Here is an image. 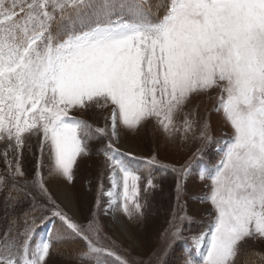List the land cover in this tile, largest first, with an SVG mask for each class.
I'll return each instance as SVG.
<instances>
[{"label":"snow or ice","instance_id":"obj_1","mask_svg":"<svg viewBox=\"0 0 264 264\" xmlns=\"http://www.w3.org/2000/svg\"><path fill=\"white\" fill-rule=\"evenodd\" d=\"M201 96L214 101L203 114L189 107ZM150 124L182 160L164 164L159 144L147 157L122 149V132ZM94 154L81 223L66 209ZM0 164V264H50L69 238L77 264H168L177 248L183 264H264V0H0ZM157 169L176 203L136 258ZM199 205L206 230L186 237Z\"/></svg>","mask_w":264,"mask_h":264},{"label":"rangeland","instance_id":"obj_2","mask_svg":"<svg viewBox=\"0 0 264 264\" xmlns=\"http://www.w3.org/2000/svg\"><path fill=\"white\" fill-rule=\"evenodd\" d=\"M214 95V94H213ZM214 101L209 100L207 96L194 97L189 107H195L199 105V112L203 114L207 109H210ZM218 117L213 114L212 122L214 128V136L216 139L221 138V132L217 128L216 121ZM122 144L121 147L126 152H131L137 157H147L159 144V159L164 164H173L183 159L187 154V150L180 151L175 146L167 145L161 136V134L155 130L153 125H147L142 128L139 133H124L122 132ZM211 147V152L208 156H205L207 161L214 153L215 147ZM103 157L96 156L91 157L87 165H81L77 171L75 179V188L70 189L78 195V199L74 201L75 206H70L66 209L70 215H72L78 222L86 223L84 216L87 214V207L91 203L92 191H94L96 185V177L98 173V166L102 163ZM138 166L139 161H136ZM3 169V165L0 164V170ZM156 178V183L159 187L154 191L153 195L149 198L150 208L148 211L147 220L144 226L140 229L138 235L140 236L143 247L136 249L133 255L136 258L143 257L147 259L148 253L159 244V237L163 230L168 226L167 221L170 219V213L175 206V190L174 180L171 174L162 175V170L157 169L153 172ZM52 192L56 196L58 194L59 186L56 182H52ZM200 182L197 176L194 174L188 181V190L190 193H194L199 190ZM91 189V191H90ZM193 199L189 201V207H193ZM200 211L193 216V224L189 229L185 230V236H190L197 230L203 229L207 223V217L203 215V205L197 206ZM120 220H124L121 215ZM110 217H105L101 214L100 223L104 226L105 231L112 239L116 240L118 244L125 240V234L118 227H109ZM52 225L47 227H41L37 233V239L47 237L49 229ZM81 242L76 238H69L68 243L60 244L59 252L53 253L50 264H77L74 260H69L65 253L70 249H75L80 246ZM126 246V245H122ZM182 251L177 248L176 251L171 252L167 257L168 264H183L181 259ZM105 260V264H114V257L105 256L102 257Z\"/></svg>","mask_w":264,"mask_h":264}]
</instances>
